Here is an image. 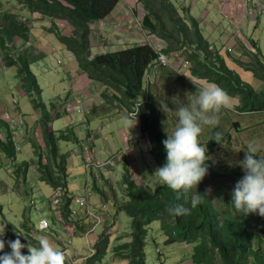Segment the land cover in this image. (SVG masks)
I'll return each instance as SVG.
<instances>
[{
    "label": "trees",
    "instance_id": "16d2710c",
    "mask_svg": "<svg viewBox=\"0 0 264 264\" xmlns=\"http://www.w3.org/2000/svg\"><path fill=\"white\" fill-rule=\"evenodd\" d=\"M135 1L144 10L139 27L163 41L166 49L158 51L145 43L92 55L89 42L91 26L107 19L120 0H0V71L15 68L14 77L18 80V88L23 94L35 97L33 103L41 109L37 125L45 146L49 148L48 156L44 157L33 137L25 134L26 139L38 154L39 161L35 166L38 178L54 191L62 193L59 205H63V210L71 216L73 196L67 190V156L59 154L57 143L59 140L71 141L69 133L73 127L57 134L53 131L51 125L56 118L57 107L52 104L50 115L41 98L42 90L31 70L27 53L21 54L19 51V47L30 42L32 25L28 26L27 22H32L34 16L39 15L51 24L47 31L74 56L76 66L90 81L103 86V98L125 108L127 115L136 113L135 119L141 133L151 138L150 154L159 166L166 160L163 141L167 137L160 122L162 111L158 108L156 97L146 86L145 79L160 52L166 56L184 58L190 63V75L194 79L215 83L223 88L229 98L238 102L233 106L236 116H264V90L244 82L228 67L227 60L233 58L211 47L199 22L189 10L183 9L184 15H181L171 0ZM59 22L68 24L72 33L65 35ZM237 44L244 48L240 42ZM252 45L255 47V43L252 42ZM252 55L253 62L237 63L264 84V61L259 58V53ZM208 135L211 137L210 131ZM0 137V155L11 162L12 175L23 174L27 179L28 169L34 166L28 161L17 162L20 148L14 140L10 124L2 119ZM213 139V135L209 140L204 138L202 144L207 146L211 158L220 156L221 164L216 166L213 158L208 161V174L197 187V191L204 195L203 203L195 208L191 207V197L196 189L182 193L178 199L176 192L161 183L154 188L144 183L140 185L130 172L127 158L122 167L125 192L121 200L115 195L111 183L103 178L104 184L110 185L113 192L112 201L117 212H123L130 218V233L117 235L112 258L127 261V264H147L145 247L150 238L149 231H153L154 223H159L157 232L164 238V245L187 244L192 247L188 258L184 260L187 264H264V217L257 214L246 216L230 203L231 191L243 176V170L236 166V162L243 160L244 152L240 150L237 160L228 164L229 155L221 151L230 147V134L219 137V143ZM259 155L264 156V152ZM174 204L190 208V214L170 216L167 208ZM87 214L81 217L76 213V218L80 217V221L90 220V214ZM89 227L90 223L88 226L83 224V227L77 225L81 234L86 233ZM111 237V233L106 230L99 235L86 264L102 263ZM151 241L157 246L155 235H152ZM156 253L162 260L163 255L158 247Z\"/></svg>",
    "mask_w": 264,
    "mask_h": 264
},
{
    "label": "rangeland",
    "instance_id": "374dc122",
    "mask_svg": "<svg viewBox=\"0 0 264 264\" xmlns=\"http://www.w3.org/2000/svg\"><path fill=\"white\" fill-rule=\"evenodd\" d=\"M128 1L131 5L136 4L134 0ZM171 2L175 4L181 15H184L183 9L191 12V16L200 23L201 30H206L208 34H211V42L216 44L218 50H222L230 42H233L232 46H229L230 48L235 46L236 42H241L245 49L238 45L241 52H237L242 53L247 62H253L252 54L256 53H259V58L264 61V14L259 15L258 10L250 14L248 10L249 1H246L248 27L245 22L243 27L238 26L239 30H233L234 27L230 25L228 19L221 16L213 0H171ZM256 3L264 4V0H254L252 5L256 6ZM251 19L253 21H250ZM212 23L215 24V28L212 27ZM27 25H32L30 42L26 46L19 47V51L21 54L27 53L31 70L42 90L41 98L46 104L50 115L52 104L57 108L60 107L61 111L66 114H69V112L81 113L83 106L81 107L80 103L76 101L75 91H73V85H71L73 80L68 81L67 79V77L72 78L71 74L78 69L74 66L76 63L74 56L66 51L61 43L56 41L53 34L47 31L51 24L42 20L39 15L34 16L32 22H27ZM58 25L60 28L63 27L65 35L72 33L68 24L59 22ZM213 29L216 30L213 31ZM49 42L51 43L49 44ZM123 42H126L125 38L115 41L114 46H116L107 51L131 47L124 45ZM252 42L255 43L256 48L252 45ZM128 44L133 46L131 42ZM92 49V53L96 54L97 49L93 46ZM42 53L46 55V58L42 56ZM232 64L244 68L240 64ZM173 65L174 61L170 60L169 66L172 67ZM186 66L179 71L181 76L175 75L176 78H173L170 75L173 80L169 81L168 85L161 83L158 79L154 87L151 88L152 93L156 96L158 108H160L159 99L165 98L169 107L174 108L173 103H187V93H194L196 88L208 85L204 80H194L190 76V63L187 62ZM14 69H6L5 72L0 71V119L9 124L11 123L14 130L17 128L18 132L14 134L16 142L23 136L26 138L25 134H28L36 140L35 142L43 144L41 153L46 157L49 148L45 146L42 133L37 125L41 109L33 103L35 97L23 94V91L18 88L19 84L16 77H14ZM78 71L81 73L79 69ZM185 72L187 74L183 76ZM239 76L244 82L254 87L257 84V80L252 74L251 76H245L243 73ZM188 80H193L194 83L188 82ZM103 91L104 88L99 93L100 104L93 108L96 114L102 115L104 107L105 111L115 108L117 111L126 114L127 118L135 124L137 120L131 115H127L125 108H120L115 103L102 97ZM237 103V100L230 98L228 107L221 109L219 125L217 127H205L200 137L201 143H203L205 142L204 138L209 140L212 135L215 137L214 132L216 134V131L220 133V137L230 134V147L221 151V153L227 152L229 155V158H227L228 164L237 160L240 150H244L250 140H264V116L245 115L238 117L233 109V106ZM105 111L102 115V121L92 118L89 121L92 122L91 129L101 136L98 141H95L94 138V145L97 146L96 151L99 152L97 151L94 154L86 133L78 135L77 130L75 131L76 135L72 130L70 131L71 141L59 140L57 144L59 154L67 156V188L70 191L69 195L72 194L75 199L88 202L85 207L80 206L78 203L71 204L72 216L66 214L63 205H59L62 193L54 191L45 182L41 181L36 174V170L28 169L27 179L23 174L13 176L11 162L4 166L8 162L4 161L2 158L5 157L0 155L2 157H0V205L2 206V209L0 208V224L7 223L3 237L5 242L20 238L22 243L30 242L32 245L38 246V237L45 236L54 248L64 253L65 264H86V259L92 255V248L97 243L99 235L106 230L111 233L112 237L107 255L100 264H127V261L112 258L111 252L116 245L117 235L130 233V218L123 212H117L114 206L115 203L112 201L113 192L110 185L104 184L103 178L111 183L115 195L118 200H121L125 192V187L122 184V167L125 158H127L134 180L140 185L147 184L150 188H154L156 184L160 183L158 178L149 176L154 174L156 168L160 166L150 154L152 149L150 145L152 143L151 138H147L145 134L141 133L138 122L129 129L125 126V116L111 112V116L108 117ZM78 115L82 117V114ZM171 115V113L166 115L162 112L160 116L165 135L166 131L171 132L175 124V118H172ZM21 121L24 124L20 128L21 131H19L17 126L21 124ZM97 127L101 131L97 130ZM64 128L60 127L59 122H55L56 130L54 129V131H56V134ZM120 129H122L121 133ZM208 131L211 132V137H209ZM132 132H134V135H138L140 146L137 145V142L130 143L129 139L134 138ZM80 136L81 139L79 138V143L76 144V138ZM97 137L99 136L97 135ZM148 137L150 136L148 135ZM109 147L119 153L122 151V154H117L110 159L111 153L107 154ZM212 158L216 166L221 164L220 156L214 155ZM18 159L20 162L28 161L34 167L39 161L37 151L28 146L19 152ZM95 179L97 185H95ZM88 206L89 212H87ZM76 213H79L81 217L89 213L90 220L80 221V217L76 218ZM91 217H99L100 222L97 223ZM89 223L92 224L91 227L86 233L81 234L77 225L83 227V224L88 226ZM41 224H45V226L42 227ZM152 228L153 231H149V233L156 236L157 246L151 241L152 235L149 234L148 237L150 238L147 239L145 247L147 264H187L184 260L188 258L187 255L190 254L192 247H188L187 244L164 245V238L160 232H157L159 223H154ZM157 247L161 251L164 260L159 259L156 253ZM4 251L9 252L10 249L6 246ZM24 252L27 254L26 249Z\"/></svg>",
    "mask_w": 264,
    "mask_h": 264
},
{
    "label": "clouds",
    "instance_id": "9594fccd",
    "mask_svg": "<svg viewBox=\"0 0 264 264\" xmlns=\"http://www.w3.org/2000/svg\"><path fill=\"white\" fill-rule=\"evenodd\" d=\"M186 97L187 103H173L174 108L169 107L165 98L158 100L163 113L174 114L175 124L171 132L166 131L167 138L163 141L166 160L149 176L158 178L161 184L176 192L178 199L182 193L196 189L191 197V207L195 208L203 203L204 195L197 187L208 174V161L212 159L200 137L205 127L219 125L221 109L228 107L230 98L223 88L211 82L196 88L194 93H187ZM135 124L125 118V126L129 129ZM219 137L217 132L213 140L219 143ZM242 151L244 158L237 161L236 166L243 170V176L231 191L230 203L246 216L264 217V156L259 155L264 152V140H250ZM167 212L170 216L181 217L190 214L191 209L174 204ZM6 227L7 223L0 224V264H65L64 253L54 248L47 237H38V246L22 243L20 238L5 242ZM6 246L9 252L4 251Z\"/></svg>",
    "mask_w": 264,
    "mask_h": 264
},
{
    "label": "crops",
    "instance_id": "0c3cea01",
    "mask_svg": "<svg viewBox=\"0 0 264 264\" xmlns=\"http://www.w3.org/2000/svg\"><path fill=\"white\" fill-rule=\"evenodd\" d=\"M134 2H136L134 0ZM214 4L217 6V8L220 11V14L223 18H226L229 20L230 25H232L234 28L233 30L238 29V26L241 28L246 22V26L248 27L247 23V5L245 0H213ZM191 14V12H190ZM144 17V10L137 4L131 5L130 1L128 0H120L119 4L115 7L111 15L105 19L102 22L93 24L91 26V34H90V45H91V53L93 51V48H96V54L92 55H98L103 54L107 50H112L114 46L115 41H120L121 39L125 38L126 42L124 45L132 46L128 43H133V45H140L148 43L152 45L156 50H164L166 49V44L161 41L160 39L156 38L155 36L145 32L142 30L139 26H137L136 23H141L142 19ZM250 21H253L252 19ZM200 25V23H199ZM212 27L215 28V24L212 23ZM71 29V28H70ZM211 29V28H209ZM72 30V29H71ZM216 29H213V31ZM239 30V29H238ZM204 37L209 42L211 47L214 49H217V46L215 43L211 42V34H208L206 30L202 31ZM104 41V42H103ZM103 42V43H101ZM51 42H49L50 44ZM241 43V42H240ZM102 44V46H101ZM233 42H230L223 47L221 51L222 55H225L226 53L230 54V56L233 58L232 60H227L228 67L237 73L238 75H244L245 76H251V72L244 70L241 67H238V65L232 64L237 63V61L248 63L245 59L246 57L238 48L237 42L236 45L230 48L229 46H232ZM105 45V46H104ZM240 46V45H239ZM103 47V49H102ZM106 47V48H105ZM229 47V48H228ZM241 47V46H240ZM123 49V48H122ZM119 49V50H122ZM218 50V49H217ZM238 51V52H237ZM235 54V55H234ZM42 56L46 58V55L42 53ZM176 55L168 56V61L173 60L174 65L170 67L169 65L167 67H159L156 69H150L149 75L147 74V78L145 79V84L149 88L150 93L154 95L151 91V88L154 87L156 81L159 79L161 83H164L165 85H168L169 81L173 80L170 75L173 78H176V76H179V71L187 67V61L184 62V58H177ZM183 57V56H182ZM238 64V63H237ZM75 67L76 63L74 64ZM188 72V71H186ZM184 73L183 76H186L187 73ZM74 73V72H73ZM72 75V78L67 77L68 81L73 80V84L71 82V85H73V91H75V97L77 98L76 101L80 103L82 107V112L78 114H82V117L77 114V112H69V114L62 112L61 108H56V118L54 122L52 123V129L54 131L55 129V122L60 123V127H65L64 130L59 131H65L69 129L70 127H73L72 130L74 132V135H76V130L78 131V135H82L83 133H86V137L91 143V148L93 149V153L96 154L97 146L94 145V138L95 141H98L101 136L98 134V132H95L92 128V122L90 121V118L92 119H98L99 121H102V115L105 111V107L103 109L102 115L96 114L95 108L100 104L99 101V93L103 89V86L99 83H95L90 81L85 74L79 73L78 69L75 71ZM178 74V75H177ZM181 76V75H180ZM191 76V75H190ZM192 77V76H191ZM193 78V77H192ZM70 79V80H69ZM194 79V78H193ZM196 80V79H194ZM257 80V79H256ZM149 81V83H148ZM198 81V80H197ZM188 82L194 83L193 80H188ZM254 87V86H253ZM255 88L258 90H264V84L262 82L257 81V84L255 85ZM155 96V95H154ZM156 97V96H155ZM86 101V102H85ZM175 107V105H174ZM115 108H110L109 110L105 111V114L110 117L111 112H115V114L120 113L121 115L126 116L123 112L115 111ZM172 114V113H171ZM172 118H174V114L171 115ZM67 118V119H66ZM76 121H79L78 123ZM137 123V122H136ZM24 122L21 121V124L18 127L19 131L20 128L23 127ZM11 130L13 133H17V128L15 130L13 129V125L10 123ZM137 128V127H136ZM56 130V129H55ZM97 130L101 129L97 127ZM122 132V129H120V133ZM139 134L140 131L138 130ZM134 138L129 139L131 142H137V145L140 146L138 135H134V132H132ZM97 135L99 137H97ZM90 136H93L92 138ZM77 137V136H76ZM126 137V136H124ZM141 137V136H140ZM81 139V136L77 138L76 144L79 143L78 139ZM142 138V137H141ZM16 142V141H15ZM19 152L23 151L27 146L30 147L28 142L26 141V138L23 136L21 139L16 142ZM58 144V143H57ZM39 146L42 148L44 145L39 144ZM96 146V148H95ZM130 147V146H129ZM99 152V151H98ZM110 154V159L115 157L117 154H122V151L119 153L117 150H112L110 147L108 148L107 154ZM100 154V153H99ZM1 157V156H0ZM2 158V157H1ZM18 158V155H17ZM4 161H7L8 163H5L4 166L8 165L10 161H8L6 158H2ZM111 161V160H110ZM19 163V159L17 160ZM33 170H36L35 167L32 168ZM37 174V172H36ZM68 174V171H67ZM38 175V174H37ZM68 178V177H67ZM68 192L69 188H67ZM61 196H63L61 194Z\"/></svg>",
    "mask_w": 264,
    "mask_h": 264
},
{
    "label": "built area",
    "instance_id": "2783aa9c",
    "mask_svg": "<svg viewBox=\"0 0 264 264\" xmlns=\"http://www.w3.org/2000/svg\"><path fill=\"white\" fill-rule=\"evenodd\" d=\"M246 1H249L248 10H249L250 14L254 13L256 10H258V14L259 15L264 14V4L256 3L257 5L253 6L252 3L254 2V0H246ZM254 8H256V9H254ZM136 24H137V26H139V23H136ZM168 65H169L168 57L165 54H161V52H160L158 57H157V59H156V61H155V63H154L153 69H156V68H159V67H167ZM131 117L136 118V113L131 114ZM74 199L75 198L73 197V200ZM73 202H74V204L75 203L76 204L77 203L80 204V206H82V207H85L86 204L88 203L86 201H81L79 199H75ZM88 210H89V206H88ZM91 218H92V220H96L97 223L100 222L98 220L99 217L98 218L91 217ZM90 225H92V224L90 223ZM41 226L43 227V226H45V224H41Z\"/></svg>",
    "mask_w": 264,
    "mask_h": 264
}]
</instances>
